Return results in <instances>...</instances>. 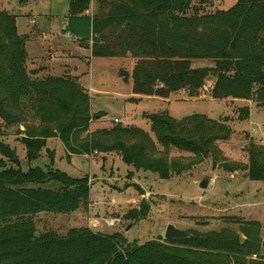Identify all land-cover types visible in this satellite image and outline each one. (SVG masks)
Masks as SVG:
<instances>
[{
    "label": "trees",
    "instance_id": "16d2710c",
    "mask_svg": "<svg viewBox=\"0 0 264 264\" xmlns=\"http://www.w3.org/2000/svg\"><path fill=\"white\" fill-rule=\"evenodd\" d=\"M89 1L71 2L64 33L94 58L135 60L130 76L120 75L131 81L133 95L168 100L183 93L188 100H252L264 108V0H237L229 10L209 14L203 7H210L211 0H200L209 6H193L195 0H95L92 16L84 12ZM15 19L0 11V126H26L28 119L36 123L16 134L22 135L19 141L28 164L39 159L49 139H58L75 155L115 154L136 171L161 179L183 169L175 161L169 163L170 149L192 154L197 161L217 159L216 144L227 141L232 130L226 120L203 115L175 119L167 113L152 114L154 139L120 124L87 135L89 125L102 114H91L90 97L78 78L30 77L36 72L25 69L28 37L18 35ZM199 61L212 66L193 67ZM248 117L249 110H242L239 119ZM0 153V264H264L256 244H243L232 231L189 229L184 239L142 244L128 242L120 233L105 235L86 227L64 236L39 234L32 217L79 210L89 198L88 179L39 167L23 172L14 151L0 143ZM247 154V165L225 169L264 182V146L251 142ZM49 181L56 186H45ZM148 212V202L142 201L125 219L141 221ZM231 221L260 228L256 222Z\"/></svg>",
    "mask_w": 264,
    "mask_h": 264
},
{
    "label": "rangeland",
    "instance_id": "374dc122",
    "mask_svg": "<svg viewBox=\"0 0 264 264\" xmlns=\"http://www.w3.org/2000/svg\"><path fill=\"white\" fill-rule=\"evenodd\" d=\"M74 0H0V11L16 17L19 36L28 37L25 45L27 59L25 69L31 78L62 77L73 72L71 77L78 82L90 97L92 115L102 114L88 128L95 130L120 124L136 127L154 139L149 116L167 113L180 119L191 115H203L215 121H225L232 130L227 141L216 144L219 152L213 157L197 161L192 154L172 150L168 152L169 163L175 161L183 169L179 175L171 173L161 179L156 174L136 171L124 164L115 154L93 152L89 155L68 153L58 139L46 141L40 157L28 164L26 151L20 143L26 128L36 123L28 119L26 126H0V143L14 151L21 171L39 167L44 172H60L73 179L86 177L89 182V198L86 205L70 215L40 213L33 216L37 233L66 235L71 229L89 228L105 235L120 233L128 242L142 244L149 240L163 239L167 225L176 229H192L200 233L232 231L238 234L243 244L255 243L256 255L264 258V182H253L243 172H231L248 163V147L252 142L264 146V108H258L252 100L216 101L208 97L188 100L178 93L168 100L157 97L133 95L131 81L126 82L121 74L130 76L135 60L130 58H94L87 47L64 33L70 16V4ZM95 0L89 1L84 12L93 15ZM237 0H211L204 13L229 10ZM193 6H209L195 0ZM202 8V7H201ZM90 60V63L88 61ZM212 66L208 61H199L193 67ZM68 69V70H67ZM207 85V90L213 80ZM249 110V117L240 120L242 110ZM117 121L114 122V121ZM86 133L81 139H84ZM84 141V140H83ZM52 158H51V157ZM1 157V153H0ZM174 164V165H175ZM208 178L206 190L200 182ZM49 181L45 186H56ZM142 201L148 202L149 212L141 221H131L125 216L139 209ZM119 218L121 223L107 228L105 220ZM259 223L260 228H250L243 222Z\"/></svg>",
    "mask_w": 264,
    "mask_h": 264
},
{
    "label": "water",
    "instance_id": "95a60500",
    "mask_svg": "<svg viewBox=\"0 0 264 264\" xmlns=\"http://www.w3.org/2000/svg\"><path fill=\"white\" fill-rule=\"evenodd\" d=\"M209 184V180L208 178H204L200 184H199V188L201 190H206ZM188 235L185 231L183 230H178L175 228L174 225H167L165 228V231L163 233V239L164 240H179V239H184L186 238ZM263 246H264V242H263Z\"/></svg>",
    "mask_w": 264,
    "mask_h": 264
},
{
    "label": "built area",
    "instance_id": "2783aa9c",
    "mask_svg": "<svg viewBox=\"0 0 264 264\" xmlns=\"http://www.w3.org/2000/svg\"><path fill=\"white\" fill-rule=\"evenodd\" d=\"M114 122L117 123L116 120ZM120 223H121V221H120L119 218H111L109 220H105V225H106L107 228H113V227L117 226ZM253 258H255V256H253Z\"/></svg>",
    "mask_w": 264,
    "mask_h": 264
},
{
    "label": "crops",
    "instance_id": "0c3cea01",
    "mask_svg": "<svg viewBox=\"0 0 264 264\" xmlns=\"http://www.w3.org/2000/svg\"><path fill=\"white\" fill-rule=\"evenodd\" d=\"M91 6H96V3H95V2H93V4L91 3ZM85 14H86V15H89V16H92L91 13H88V12H86ZM65 25H66V24H65ZM127 58H129V57H127ZM118 59H121V58H118ZM88 63H90V60L88 61ZM67 70H68V69H67ZM68 74L71 75V76L74 75V73L71 72V71H70V73H68ZM44 76L46 77L47 74H45ZM74 76H75V75H74ZM145 98H146V97H145Z\"/></svg>",
    "mask_w": 264,
    "mask_h": 264
}]
</instances>
